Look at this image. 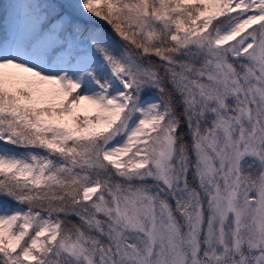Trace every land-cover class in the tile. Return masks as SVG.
Returning <instances> with one entry per match:
<instances>
[{"label": "snow or ice", "instance_id": "obj_1", "mask_svg": "<svg viewBox=\"0 0 264 264\" xmlns=\"http://www.w3.org/2000/svg\"><path fill=\"white\" fill-rule=\"evenodd\" d=\"M0 264H264V0H0Z\"/></svg>", "mask_w": 264, "mask_h": 264}]
</instances>
